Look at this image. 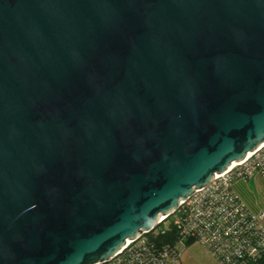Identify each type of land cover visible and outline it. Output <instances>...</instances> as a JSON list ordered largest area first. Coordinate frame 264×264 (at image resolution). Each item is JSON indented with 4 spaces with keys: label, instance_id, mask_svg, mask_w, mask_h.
<instances>
[{
    "label": "water",
    "instance_id": "water-1",
    "mask_svg": "<svg viewBox=\"0 0 264 264\" xmlns=\"http://www.w3.org/2000/svg\"><path fill=\"white\" fill-rule=\"evenodd\" d=\"M263 141L264 0H0V264L106 262Z\"/></svg>",
    "mask_w": 264,
    "mask_h": 264
},
{
    "label": "built area",
    "instance_id": "built-area-1",
    "mask_svg": "<svg viewBox=\"0 0 264 264\" xmlns=\"http://www.w3.org/2000/svg\"><path fill=\"white\" fill-rule=\"evenodd\" d=\"M254 176L264 180V141L197 188L161 225L95 264H175L177 245L187 241L199 242L222 264H264V210L252 212L232 189L234 181ZM170 231L173 243L160 237Z\"/></svg>",
    "mask_w": 264,
    "mask_h": 264
},
{
    "label": "crops",
    "instance_id": "crops-1",
    "mask_svg": "<svg viewBox=\"0 0 264 264\" xmlns=\"http://www.w3.org/2000/svg\"><path fill=\"white\" fill-rule=\"evenodd\" d=\"M232 189L252 212L264 210V180L259 176L248 181L236 180Z\"/></svg>",
    "mask_w": 264,
    "mask_h": 264
},
{
    "label": "rangeland",
    "instance_id": "rangeland-1",
    "mask_svg": "<svg viewBox=\"0 0 264 264\" xmlns=\"http://www.w3.org/2000/svg\"><path fill=\"white\" fill-rule=\"evenodd\" d=\"M180 252L179 259L175 264H222L199 242L190 245H177Z\"/></svg>",
    "mask_w": 264,
    "mask_h": 264
},
{
    "label": "trees",
    "instance_id": "trees-1",
    "mask_svg": "<svg viewBox=\"0 0 264 264\" xmlns=\"http://www.w3.org/2000/svg\"><path fill=\"white\" fill-rule=\"evenodd\" d=\"M172 234H173L172 231H170V232H166L165 235L160 236V237L163 238L164 241H167V242H169V243H173V240H172V238H171ZM192 243H194V242H193V241H187L186 244H185L184 246H186V245H190V244H192ZM179 253H180V252H179Z\"/></svg>",
    "mask_w": 264,
    "mask_h": 264
}]
</instances>
